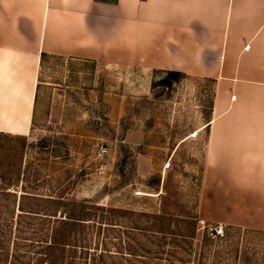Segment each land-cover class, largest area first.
Instances as JSON below:
<instances>
[{
	"label": "rangeland",
	"instance_id": "374dc122",
	"mask_svg": "<svg viewBox=\"0 0 264 264\" xmlns=\"http://www.w3.org/2000/svg\"><path fill=\"white\" fill-rule=\"evenodd\" d=\"M94 73L88 62L47 60L33 131L0 133V264H10L15 242L49 239L56 219L79 209L93 217L81 233L86 264H102L104 248L146 264H264V234H212L218 225L197 219L206 132L190 134L208 117L211 83L160 72L148 82L129 71L109 84ZM114 79L121 99L112 98Z\"/></svg>",
	"mask_w": 264,
	"mask_h": 264
},
{
	"label": "crops",
	"instance_id": "0c3cea01",
	"mask_svg": "<svg viewBox=\"0 0 264 264\" xmlns=\"http://www.w3.org/2000/svg\"><path fill=\"white\" fill-rule=\"evenodd\" d=\"M50 59L91 63L109 84L129 71L209 81L190 134L206 132L197 219L264 234V0H0L1 134L33 131Z\"/></svg>",
	"mask_w": 264,
	"mask_h": 264
},
{
	"label": "trees",
	"instance_id": "16d2710c",
	"mask_svg": "<svg viewBox=\"0 0 264 264\" xmlns=\"http://www.w3.org/2000/svg\"><path fill=\"white\" fill-rule=\"evenodd\" d=\"M41 57H44V54ZM166 74L178 76L172 72ZM78 213L80 214L76 215V210H73L67 218L56 219L57 223L50 229L49 239L46 238L36 243L26 240L15 242L10 264H28L30 259L35 260V264H86L88 251L91 249L90 240H86L81 233L85 228V222L90 221L93 217L92 214L88 216V213H84L81 209L78 210ZM101 221L100 219L99 222L102 223ZM105 225L111 229L117 226L109 222H105ZM236 230L240 231V229ZM20 247L25 252L22 255ZM141 256L138 257L132 253L124 255L121 252L118 255L104 248L100 254V261L102 264H146V259ZM25 257L29 258L26 262L23 260Z\"/></svg>",
	"mask_w": 264,
	"mask_h": 264
},
{
	"label": "built area",
	"instance_id": "2783aa9c",
	"mask_svg": "<svg viewBox=\"0 0 264 264\" xmlns=\"http://www.w3.org/2000/svg\"><path fill=\"white\" fill-rule=\"evenodd\" d=\"M105 152H106L105 147H101L99 148L98 155L102 156L105 154ZM210 231L212 234H222L223 226L222 225L214 226V228H212Z\"/></svg>",
	"mask_w": 264,
	"mask_h": 264
}]
</instances>
